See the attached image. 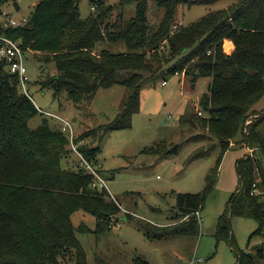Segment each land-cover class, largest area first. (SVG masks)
Masks as SVG:
<instances>
[{
    "label": "trees",
    "instance_id": "obj_1",
    "mask_svg": "<svg viewBox=\"0 0 264 264\" xmlns=\"http://www.w3.org/2000/svg\"><path fill=\"white\" fill-rule=\"evenodd\" d=\"M11 0H0V7ZM181 0H159L165 7L163 19L150 24L147 2L138 3L135 17L109 20L112 7L92 4L98 12L81 19L79 0H40L28 21L4 27L0 35L22 42L25 51L53 60L57 73L44 86L55 94L66 93L76 104L90 103L100 88L123 84L128 94L114 120L100 126L101 138L111 130L127 128L140 107L142 88L152 80L169 75L211 78L209 92L201 99L205 128L227 150L229 142L243 131L246 142L264 154V136L259 126L264 114L251 119L253 106L264 96V0H239L211 12L202 19L173 31L175 7ZM234 42L228 54L223 42ZM124 42L127 50L114 53L98 49L100 43ZM123 72H130L123 77ZM39 113L31 97L20 87V78L0 58V264H89L76 231L89 229L72 221L77 210L96 217V231L112 226L122 209L106 188L93 187L95 176L79 165L63 166L70 140L48 118L32 128L30 120ZM249 122V123H248ZM86 135L75 133L74 142L90 161L99 147L84 143ZM240 187L219 217L216 239L227 241L235 251L236 264H260L264 249L248 256L234 247L231 217L253 218L264 235V171L259 156H244L238 163ZM207 189L178 195L180 218L167 226H144L148 236L164 238L197 235L200 209ZM126 217H132L127 213ZM134 264H151L135 258Z\"/></svg>",
    "mask_w": 264,
    "mask_h": 264
},
{
    "label": "rangeland",
    "instance_id": "obj_2",
    "mask_svg": "<svg viewBox=\"0 0 264 264\" xmlns=\"http://www.w3.org/2000/svg\"><path fill=\"white\" fill-rule=\"evenodd\" d=\"M141 0H79L81 19L98 11L92 4L112 7L109 20L121 21L136 16ZM147 2L146 17L150 24L159 23L165 7L159 0ZM239 0H181L174 11L173 31L188 26L211 12L229 7ZM40 0H11L0 7V22L29 18ZM225 40L223 42L224 48ZM114 53L125 52L124 42L100 43L98 49ZM229 50V49H228ZM225 51V48H224ZM226 52V51H225ZM227 53V52H226ZM43 54L25 53L27 67L26 89L39 113L30 120L32 128L43 118L52 124L61 123L54 115L69 120L74 131L86 135L89 148L99 147L92 159L94 167L106 182V190L121 206L118 218L105 231H96V217L83 210L72 215L75 227L86 225L89 231H76L85 249L89 264H134L141 258L151 264H236L238 257L227 241L216 239L219 217L240 187L238 163L244 156H259L264 171V154L257 153L246 142L243 131L232 139L227 150L222 142L202 124L208 115L201 99L209 92L211 78L179 74L159 77L141 90L140 107L127 128L107 132L101 138L100 126L110 123L119 114L128 90L123 84L100 88L90 103L76 104L66 93L55 94L47 79L56 75L53 60L45 61ZM130 72H123L128 77ZM163 82H167L165 85ZM198 114V115H197ZM264 114V96L253 106L250 122ZM249 123V122H248ZM264 136V122L259 126ZM71 149V146H69ZM72 150V149H71ZM79 158L68 152L63 166L74 168ZM207 189L204 206L200 209L197 235L152 238L144 226H167L178 220V195L201 193ZM264 188L258 186L256 193ZM129 213L132 217L127 218ZM234 247L257 255L264 249V235L253 234L259 222L253 218L231 217ZM144 225V226H143ZM200 259H204L200 262ZM72 263V259H67ZM75 264V260H73ZM260 264H264V258Z\"/></svg>",
    "mask_w": 264,
    "mask_h": 264
},
{
    "label": "built area",
    "instance_id": "obj_3",
    "mask_svg": "<svg viewBox=\"0 0 264 264\" xmlns=\"http://www.w3.org/2000/svg\"><path fill=\"white\" fill-rule=\"evenodd\" d=\"M28 21V18H23V22L18 21L16 19H9V21L3 22L2 25L4 27H18L21 25H24ZM176 28V27H174ZM30 51V50H28ZM25 51L22 46V42L19 39H13L9 38L4 35H0V58L5 60L8 64L9 70L13 74H17L20 78V87L21 89L28 94V91L26 89V81L28 79L27 77V67L25 64ZM167 82H163L165 85ZM29 95V94H28ZM199 115H202L201 112L198 113ZM56 116L61 123H59V126L62 130V132L66 133L70 140V146L72 151L76 152L78 158H79V165L83 167L84 169L88 170L95 176V182L93 183V187L98 188H106V182L101 177L100 173L96 168L94 167V164L92 161L87 159L78 149V145L74 142L75 137V131L73 128L72 123L62 118L61 116ZM204 259H200V262H203Z\"/></svg>",
    "mask_w": 264,
    "mask_h": 264
},
{
    "label": "crops",
    "instance_id": "obj_4",
    "mask_svg": "<svg viewBox=\"0 0 264 264\" xmlns=\"http://www.w3.org/2000/svg\"><path fill=\"white\" fill-rule=\"evenodd\" d=\"M228 46H230V49H229V50H227V49H228ZM224 48H225V51H226L228 54H230V53L234 50V48H235V44H234L233 41H231V40H229V39H226V40H225V44H224Z\"/></svg>",
    "mask_w": 264,
    "mask_h": 264
},
{
    "label": "water",
    "instance_id": "obj_5",
    "mask_svg": "<svg viewBox=\"0 0 264 264\" xmlns=\"http://www.w3.org/2000/svg\"><path fill=\"white\" fill-rule=\"evenodd\" d=\"M248 256H251V257H253L252 253H248Z\"/></svg>",
    "mask_w": 264,
    "mask_h": 264
},
{
    "label": "bare ground",
    "instance_id": "obj_6",
    "mask_svg": "<svg viewBox=\"0 0 264 264\" xmlns=\"http://www.w3.org/2000/svg\"><path fill=\"white\" fill-rule=\"evenodd\" d=\"M228 49H230V46H228ZM228 49H227V50H228Z\"/></svg>",
    "mask_w": 264,
    "mask_h": 264
}]
</instances>
